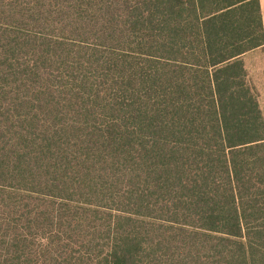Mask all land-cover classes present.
<instances>
[{
    "label": "trees",
    "instance_id": "1",
    "mask_svg": "<svg viewBox=\"0 0 264 264\" xmlns=\"http://www.w3.org/2000/svg\"><path fill=\"white\" fill-rule=\"evenodd\" d=\"M258 0H0V264H264Z\"/></svg>",
    "mask_w": 264,
    "mask_h": 264
},
{
    "label": "crops",
    "instance_id": "2",
    "mask_svg": "<svg viewBox=\"0 0 264 264\" xmlns=\"http://www.w3.org/2000/svg\"><path fill=\"white\" fill-rule=\"evenodd\" d=\"M258 1H259V7H260L262 28H263V33H264V0H258ZM258 53H261L262 56H263V61H262L263 63H262V65L261 66H259V65H251V62H250L251 56L252 55H256ZM241 59H242V61L244 63V67H245V69L247 71L248 80L250 81L249 75L252 73L251 71L253 69L260 70L262 68L264 70V45L262 47L254 48V49H252V50H250V51L242 54ZM253 86H254L255 91L258 94V103H259V106H260V103L263 105L264 104V96H263L264 94L261 93V92L259 94V91H257V87L258 86H262V83L255 82V84H253ZM260 108L262 109L261 106H260Z\"/></svg>",
    "mask_w": 264,
    "mask_h": 264
},
{
    "label": "rangeland",
    "instance_id": "3",
    "mask_svg": "<svg viewBox=\"0 0 264 264\" xmlns=\"http://www.w3.org/2000/svg\"><path fill=\"white\" fill-rule=\"evenodd\" d=\"M262 61H263V56H262L261 53H258L256 55H252L251 56V60H250L251 65H259V66H261L262 63H263ZM251 72L252 73L249 75L250 83L252 85L255 84V82L262 83V86H258L257 87V91H259V94H260V92L264 94V70L262 68L260 70L253 69ZM260 106L262 107V110L264 112V104L262 105L260 103Z\"/></svg>",
    "mask_w": 264,
    "mask_h": 264
}]
</instances>
